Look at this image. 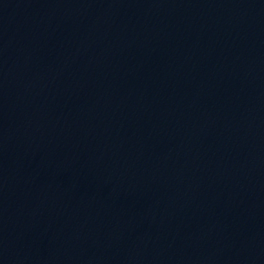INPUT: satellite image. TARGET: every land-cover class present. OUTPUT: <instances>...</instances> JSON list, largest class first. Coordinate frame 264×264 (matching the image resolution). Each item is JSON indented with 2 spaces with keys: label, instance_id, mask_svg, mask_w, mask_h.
I'll return each instance as SVG.
<instances>
[{
  "label": "water",
  "instance_id": "water-1",
  "mask_svg": "<svg viewBox=\"0 0 264 264\" xmlns=\"http://www.w3.org/2000/svg\"><path fill=\"white\" fill-rule=\"evenodd\" d=\"M0 264H264V0H0Z\"/></svg>",
  "mask_w": 264,
  "mask_h": 264
}]
</instances>
